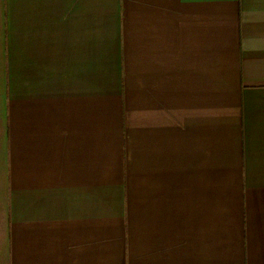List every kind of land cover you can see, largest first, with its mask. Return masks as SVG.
Segmentation results:
<instances>
[{
	"label": "crops",
	"instance_id": "crops-1",
	"mask_svg": "<svg viewBox=\"0 0 264 264\" xmlns=\"http://www.w3.org/2000/svg\"><path fill=\"white\" fill-rule=\"evenodd\" d=\"M0 264H264V0H0Z\"/></svg>",
	"mask_w": 264,
	"mask_h": 264
}]
</instances>
